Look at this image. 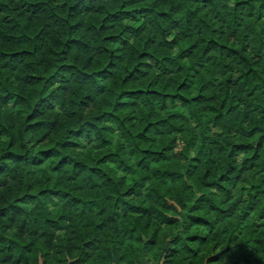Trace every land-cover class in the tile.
<instances>
[{"label": "trees", "instance_id": "obj_1", "mask_svg": "<svg viewBox=\"0 0 264 264\" xmlns=\"http://www.w3.org/2000/svg\"><path fill=\"white\" fill-rule=\"evenodd\" d=\"M0 264H264V0H0Z\"/></svg>", "mask_w": 264, "mask_h": 264}]
</instances>
